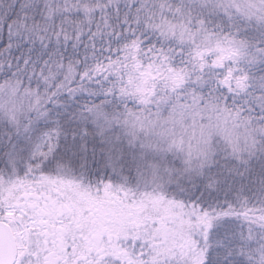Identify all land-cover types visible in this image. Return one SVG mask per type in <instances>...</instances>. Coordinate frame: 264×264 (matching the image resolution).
<instances>
[{
    "label": "snow or ice",
    "instance_id": "obj_1",
    "mask_svg": "<svg viewBox=\"0 0 264 264\" xmlns=\"http://www.w3.org/2000/svg\"><path fill=\"white\" fill-rule=\"evenodd\" d=\"M0 264H264V0H0Z\"/></svg>",
    "mask_w": 264,
    "mask_h": 264
}]
</instances>
